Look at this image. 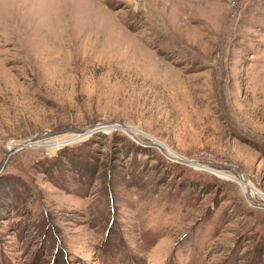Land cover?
<instances>
[{
  "label": "rangeland",
  "instance_id": "obj_1",
  "mask_svg": "<svg viewBox=\"0 0 264 264\" xmlns=\"http://www.w3.org/2000/svg\"><path fill=\"white\" fill-rule=\"evenodd\" d=\"M262 79L264 0H0V264H264Z\"/></svg>",
  "mask_w": 264,
  "mask_h": 264
},
{
  "label": "bare ground",
  "instance_id": "obj_2",
  "mask_svg": "<svg viewBox=\"0 0 264 264\" xmlns=\"http://www.w3.org/2000/svg\"><path fill=\"white\" fill-rule=\"evenodd\" d=\"M238 18V17H237ZM258 80H260V79H258ZM263 80L264 79H262V81H261V83L263 82ZM260 85H263L264 86V84H260ZM180 101V100H179ZM196 121V120H195ZM163 147H164V149L166 150V151H168L167 149H166V147L163 145ZM247 185H245V187H244V189L245 190H247V187H246ZM251 193H252V195L254 194H256L257 195V193L255 192V190L253 189V190H251Z\"/></svg>",
  "mask_w": 264,
  "mask_h": 264
},
{
  "label": "water",
  "instance_id": "obj_3",
  "mask_svg": "<svg viewBox=\"0 0 264 264\" xmlns=\"http://www.w3.org/2000/svg\"><path fill=\"white\" fill-rule=\"evenodd\" d=\"M28 144H30V143L28 142L27 145H28ZM169 157L172 158V159H176V158H174L173 156H169Z\"/></svg>",
  "mask_w": 264,
  "mask_h": 264
}]
</instances>
